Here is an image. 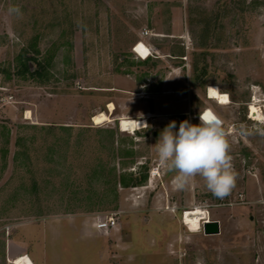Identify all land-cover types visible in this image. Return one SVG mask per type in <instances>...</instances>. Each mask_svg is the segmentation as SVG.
<instances>
[{
	"label": "rangeland",
	"instance_id": "rangeland-1",
	"mask_svg": "<svg viewBox=\"0 0 264 264\" xmlns=\"http://www.w3.org/2000/svg\"><path fill=\"white\" fill-rule=\"evenodd\" d=\"M210 85L230 103L209 100ZM254 98L264 102V0H0V264H264ZM205 108L236 172L223 199L200 176L175 187L153 147ZM100 110L111 121L94 125ZM121 116L147 127L122 131ZM195 206L220 235L184 226ZM110 215L116 227L97 228Z\"/></svg>",
	"mask_w": 264,
	"mask_h": 264
},
{
	"label": "clouds",
	"instance_id": "clouds-1",
	"mask_svg": "<svg viewBox=\"0 0 264 264\" xmlns=\"http://www.w3.org/2000/svg\"><path fill=\"white\" fill-rule=\"evenodd\" d=\"M9 11L19 14L20 10L14 7ZM176 126V121H171L153 146L159 164L176 173L174 186L182 189L194 177L200 176L214 197H227L235 186L236 172L223 121L214 112L205 111L199 113L198 124L184 120L180 122L178 131H174ZM258 131L264 135V129ZM196 264L204 262L198 259Z\"/></svg>",
	"mask_w": 264,
	"mask_h": 264
},
{
	"label": "bare ground",
	"instance_id": "bare-ground-1",
	"mask_svg": "<svg viewBox=\"0 0 264 264\" xmlns=\"http://www.w3.org/2000/svg\"><path fill=\"white\" fill-rule=\"evenodd\" d=\"M140 42H142L143 44ZM134 46H135V49L133 51L135 53L137 52L140 57L146 58L150 55V48L143 41H138ZM210 86L211 87H208L207 89L208 99L214 100L216 103L220 105H228L230 103V99L227 93L221 92L218 89V87L215 85H210ZM225 97L226 99H224ZM254 99H255L256 104L260 102L259 99H256V98ZM249 110L251 112V115L254 118L258 120L264 119L263 115L256 108V105ZM91 120L94 125H100L104 122L111 121V118L106 112L100 110L96 114H93ZM118 123L122 131H127L129 133H132L133 131L146 128L147 118L144 117V118L135 119L133 117L130 118V117L121 116L118 118ZM183 214H184V218L182 220V223L186 225V227H188L189 231L191 232L199 231L201 227V221L207 219L206 212L202 211L197 206H195L194 208L190 210H185V213L182 212V217H183ZM23 263H24V259L21 257L17 258L16 261L14 262V264H23Z\"/></svg>",
	"mask_w": 264,
	"mask_h": 264
},
{
	"label": "built area",
	"instance_id": "built-area-1",
	"mask_svg": "<svg viewBox=\"0 0 264 264\" xmlns=\"http://www.w3.org/2000/svg\"><path fill=\"white\" fill-rule=\"evenodd\" d=\"M149 34H150V32L147 30V29H144L142 32H141V36L142 37H146V36H149ZM135 49V46H133V50ZM149 56H152V53H151V51H150V55ZM148 56V57H149ZM253 103V102H252ZM249 108H250V105H249V107H248V110H247V113H246V117H247V119L248 120H250V121H252V122H257V123H260V124H263L264 123V119L263 120H258V119H256V118H254L252 115H251V112H250V110H249ZM256 108L258 109V111L263 115V117H264V102L263 103H257L256 104ZM203 112H205V111H203ZM202 112V113H203ZM158 173V172H157ZM183 213H185V211L183 212ZM116 216L115 215H110V216H108L106 219H104V220H99L98 221V223H97V228H99V229H112V228H115L116 227V218H115ZM183 218H184V214H183V217H181V220H183ZM208 222V221H210V219H209V216L207 215V219L206 220H203V221H201V227H200V229H202V225H203V223L204 222ZM184 226H186V225H184Z\"/></svg>",
	"mask_w": 264,
	"mask_h": 264
},
{
	"label": "water",
	"instance_id": "water-1",
	"mask_svg": "<svg viewBox=\"0 0 264 264\" xmlns=\"http://www.w3.org/2000/svg\"><path fill=\"white\" fill-rule=\"evenodd\" d=\"M202 230L204 234L206 235L219 234L220 233V223L218 220H210L208 222L206 221L202 225Z\"/></svg>",
	"mask_w": 264,
	"mask_h": 264
},
{
	"label": "trees",
	"instance_id": "trees-1",
	"mask_svg": "<svg viewBox=\"0 0 264 264\" xmlns=\"http://www.w3.org/2000/svg\"><path fill=\"white\" fill-rule=\"evenodd\" d=\"M19 62H20V71H19V72L25 74L26 72H28V71L30 70L28 64H27L23 59L19 58ZM142 178H144V177H142ZM142 178L139 177V178L137 179V177H134V178H133V182H134L135 184H137L138 182H140V181L142 180Z\"/></svg>",
	"mask_w": 264,
	"mask_h": 264
},
{
	"label": "flooded vegetation",
	"instance_id": "flooded-vegetation-1",
	"mask_svg": "<svg viewBox=\"0 0 264 264\" xmlns=\"http://www.w3.org/2000/svg\"><path fill=\"white\" fill-rule=\"evenodd\" d=\"M221 229V228H220ZM200 231V233L203 235V236H218V235H220L221 233H219V234H211V235H206V234H204V232H203V230L202 229H200L199 230ZM186 254H188V252H186Z\"/></svg>",
	"mask_w": 264,
	"mask_h": 264
},
{
	"label": "crops",
	"instance_id": "crops-1",
	"mask_svg": "<svg viewBox=\"0 0 264 264\" xmlns=\"http://www.w3.org/2000/svg\"><path fill=\"white\" fill-rule=\"evenodd\" d=\"M210 100V99H209ZM214 101V100H213ZM218 105V103H216ZM222 106V105H221ZM213 107V106H210V108ZM210 108H205L204 111H212ZM213 112V111H212ZM147 122H148V118H147Z\"/></svg>",
	"mask_w": 264,
	"mask_h": 264
},
{
	"label": "snow or ice",
	"instance_id": "snow-or-ice-1",
	"mask_svg": "<svg viewBox=\"0 0 264 264\" xmlns=\"http://www.w3.org/2000/svg\"><path fill=\"white\" fill-rule=\"evenodd\" d=\"M224 99H226V97Z\"/></svg>",
	"mask_w": 264,
	"mask_h": 264
}]
</instances>
